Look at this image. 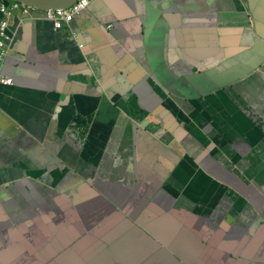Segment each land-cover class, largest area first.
<instances>
[{"label": "crops", "instance_id": "obj_1", "mask_svg": "<svg viewBox=\"0 0 264 264\" xmlns=\"http://www.w3.org/2000/svg\"><path fill=\"white\" fill-rule=\"evenodd\" d=\"M20 15L0 86V223L49 201L119 233L131 224L116 207L150 202L142 182L166 186L149 222L212 219L230 245L252 225L261 245L264 0H93L59 31ZM131 99L153 118L143 129L122 112Z\"/></svg>", "mask_w": 264, "mask_h": 264}, {"label": "flooded vegetation", "instance_id": "obj_2", "mask_svg": "<svg viewBox=\"0 0 264 264\" xmlns=\"http://www.w3.org/2000/svg\"><path fill=\"white\" fill-rule=\"evenodd\" d=\"M122 112L137 130L153 122L151 115L143 112L134 99ZM95 178L94 171H89L81 179L93 182ZM140 183L145 195L151 197L149 204L165 192V184L155 190L153 183L149 188ZM46 203L24 223L11 226L0 223V258L9 260L10 264H264V241L256 245V229L252 225L233 226L229 237L234 242L230 245L225 241L228 234L219 231L220 225L212 223V219H204V225L202 220L192 223L184 219L186 223L149 222L154 205L128 212L121 203L116 210L126 216L131 227L118 233L116 222L102 224L104 213L93 216L88 206L79 209ZM79 210L90 216H83ZM242 228H245L243 232ZM209 229L211 233L207 232ZM259 230L264 233V228ZM136 233L147 238H134Z\"/></svg>", "mask_w": 264, "mask_h": 264}, {"label": "built area", "instance_id": "obj_3", "mask_svg": "<svg viewBox=\"0 0 264 264\" xmlns=\"http://www.w3.org/2000/svg\"><path fill=\"white\" fill-rule=\"evenodd\" d=\"M89 5L88 0H80L68 10H56L49 11L47 13V19L54 24L55 30H61L63 25H69L72 23L75 16L84 11ZM19 5L14 4L11 8H1L0 13L3 16V20L0 23V85L9 87L12 85L10 79H6L1 76V69L4 65V61L8 55V22L13 16V12L18 9Z\"/></svg>", "mask_w": 264, "mask_h": 264}, {"label": "water", "instance_id": "obj_4", "mask_svg": "<svg viewBox=\"0 0 264 264\" xmlns=\"http://www.w3.org/2000/svg\"><path fill=\"white\" fill-rule=\"evenodd\" d=\"M78 1L80 0H0L3 5L6 4L5 7H9V5L11 4H18V10L21 14V17L24 13H27L29 15L31 11H37L43 13V19H47V13L49 11L67 10L75 5ZM88 1L89 5L84 11L88 10L93 0Z\"/></svg>", "mask_w": 264, "mask_h": 264}, {"label": "clouds", "instance_id": "obj_5", "mask_svg": "<svg viewBox=\"0 0 264 264\" xmlns=\"http://www.w3.org/2000/svg\"><path fill=\"white\" fill-rule=\"evenodd\" d=\"M78 2H79V1H78ZM13 5H14V4H11V5H9V7H8V6H7V7H5V6H1L0 9H1V8H8V9H9V8H11ZM70 8H71V7H70ZM67 10H68V9H67ZM16 12H19V10L17 9L16 11L13 12V16H12V18L14 17V15H15ZM21 13H22V12H21ZM24 14H26V13H24ZM0 16H1V21H2V20H3V16H2L1 13H0ZM12 18H11V19H12ZM11 19H10V20H11ZM10 20H9V21H10ZM1 21H0V23H1ZM72 22H73V21H72ZM51 23H52V22H51ZM52 24H53V23H52ZM70 24H71V23H70ZM70 24H69V25H70ZM53 25H54V24H53ZM56 31H57V30H56ZM58 31H59V30H58ZM7 33H8L7 47L9 48V43L11 42V39L9 38V22H8V31H7ZM8 53H9V51H8ZM7 56H8V55H7ZM6 59H7V57H6ZM6 59H5V61H4V65H3L2 69H1V76H3V68H4V66H5ZM3 77L6 78L5 76H3ZM6 79H9V78H6ZM10 80H11V79H10ZM11 81H12V80H11ZM12 85H13V81H12ZM12 85H11V86H12ZM0 86H1V87H4V86H2V85H0ZM11 86H9V87H11ZM6 88H8V87H6Z\"/></svg>", "mask_w": 264, "mask_h": 264}]
</instances>
